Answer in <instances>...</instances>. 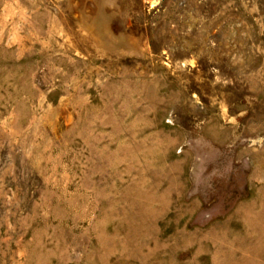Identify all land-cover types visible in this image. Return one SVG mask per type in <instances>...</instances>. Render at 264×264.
I'll use <instances>...</instances> for the list:
<instances>
[{
    "label": "rangeland",
    "instance_id": "374dc122",
    "mask_svg": "<svg viewBox=\"0 0 264 264\" xmlns=\"http://www.w3.org/2000/svg\"><path fill=\"white\" fill-rule=\"evenodd\" d=\"M0 264H264V0H0Z\"/></svg>",
    "mask_w": 264,
    "mask_h": 264
}]
</instances>
